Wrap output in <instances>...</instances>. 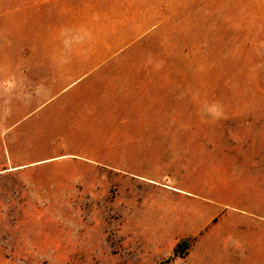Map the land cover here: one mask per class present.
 <instances>
[{
  "label": "rangeland",
  "instance_id": "obj_1",
  "mask_svg": "<svg viewBox=\"0 0 264 264\" xmlns=\"http://www.w3.org/2000/svg\"><path fill=\"white\" fill-rule=\"evenodd\" d=\"M0 264H264V0H0Z\"/></svg>",
  "mask_w": 264,
  "mask_h": 264
},
{
  "label": "trees",
  "instance_id": "obj_2",
  "mask_svg": "<svg viewBox=\"0 0 264 264\" xmlns=\"http://www.w3.org/2000/svg\"><path fill=\"white\" fill-rule=\"evenodd\" d=\"M183 243H179V245L181 246V250H185V249H187L189 246H190V242L189 241H187V240H183L182 241ZM180 254V253H179ZM180 255H182L183 256V254H180Z\"/></svg>",
  "mask_w": 264,
  "mask_h": 264
}]
</instances>
